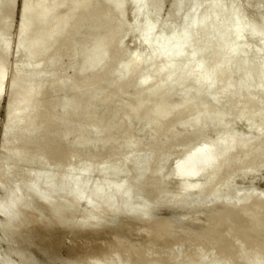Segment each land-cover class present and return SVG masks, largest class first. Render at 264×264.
Instances as JSON below:
<instances>
[{
    "label": "bare ground",
    "instance_id": "6f19581e",
    "mask_svg": "<svg viewBox=\"0 0 264 264\" xmlns=\"http://www.w3.org/2000/svg\"><path fill=\"white\" fill-rule=\"evenodd\" d=\"M14 1L0 0V99L7 87L6 62L11 47L8 37L11 28L7 25L13 15ZM164 6L162 0H24L17 38L19 48L16 49L28 65L15 69L11 87L18 96L12 99L5 124V140L0 147V192L4 191L6 196L5 200L0 199V221L8 240L17 238L24 229L29 232L46 227L64 230L73 225L79 233L75 240L85 235L102 241L120 238L119 242L128 237L144 238V246L134 244L135 248L122 249V253L118 248L114 252L99 250L100 254L91 253L92 257L96 253L98 258L103 256V260L116 258L117 264H126L128 260H133L132 264H264V195H258L254 187L235 189L233 179H224L211 187L207 185L212 188L211 193L194 202L196 206L204 205L207 200L211 202L209 214L198 232H185L183 227L186 225L179 226L184 230L178 229L179 232L170 218L152 223L156 208L187 207L193 191L200 193L207 188L197 184L193 190L190 185L188 187L189 182L200 176L206 177L219 159L237 147L235 143L225 144L230 136L228 133L213 143L206 140L211 133L221 132L222 129L218 130L225 125V119L235 107H239L235 118L246 126L238 134L240 140L248 133L252 135L253 119L264 120V0H170L165 21L160 18ZM78 10L81 13L74 16ZM128 10L132 11L131 30L140 28L135 44L137 48L143 47V52L137 49L132 58L130 56V62L78 80L76 75L80 67L82 73L94 70L119 45L126 29L124 18L129 12L124 14ZM171 19L175 22L172 21L173 25L169 24L171 27L168 28L165 23ZM60 31L62 34L58 33ZM250 39L257 45L252 46ZM38 55H47L41 70L43 59L31 64ZM63 59H68V64ZM68 68L72 72L70 79L68 74L67 78H64L65 74L58 75L66 69L68 72ZM47 75L52 78L58 75L62 80H57L60 83L57 87L72 97L64 96L62 91L65 98L62 97L60 104L48 97L44 105L43 102L40 104L42 98L39 96L46 93L45 84H50ZM156 80L157 83L151 85ZM57 82L55 80V84ZM103 85H110L109 92L103 93L107 90L106 86L101 90ZM174 95L181 100L170 102ZM40 105H43L41 112ZM59 105L62 115H59ZM24 112L26 114L22 116ZM173 115L177 116L175 122L163 124ZM140 117L142 129L153 125L151 128L155 130L152 135L147 134L145 142L143 138H133L139 129L135 130L132 125L138 127L140 123L133 122L134 119L139 121ZM147 136L145 134V138ZM255 138L259 140L260 136ZM236 142L240 144V141ZM178 145L185 148H181L183 151L178 149L180 152L175 154L176 157L173 153V157L184 160L177 166V171L175 167L176 174L172 178L168 175V163L172 158L170 148H178ZM218 145L221 150L217 157L199 161L202 155L216 150ZM253 153H260V150ZM18 162L23 163L20 168L15 167ZM258 162L262 163L260 155ZM33 163H39L45 169L40 172L37 168H23ZM151 163L155 166L150 175ZM98 164L102 165L105 175L108 170L117 172L119 182L107 185L98 179L96 183L89 181L88 175ZM214 168L211 170L213 176L216 175ZM130 169L136 170L133 176ZM240 169L244 176L257 172V167L252 169L256 172L249 167ZM12 171L21 175L30 172L28 177L25 174V181L16 182L8 190L5 184ZM32 171L34 175H31ZM128 179L131 185L125 187ZM172 180L181 187L177 191L180 196L173 193L178 196L170 198L167 195L172 191L169 187ZM92 183L95 186L91 192L88 187L92 188ZM152 194L156 200L151 199ZM122 197L127 199L120 209L116 203L117 198ZM82 201H87L92 209L79 222H74ZM107 202L114 210L110 212L106 207L109 212L106 209L100 211L101 205L105 206ZM116 215L121 216L120 224L114 219ZM17 216L21 222L17 221L18 225L12 227ZM112 219L117 222V228L112 225ZM109 232L116 235L107 237L105 233ZM175 232H182V239L167 241V237ZM136 242L137 245L142 243ZM92 245L85 241L82 248L76 250L83 252ZM183 246L187 249L183 250ZM118 252L121 253L119 256ZM86 254L84 261L90 253Z\"/></svg>",
    "mask_w": 264,
    "mask_h": 264
},
{
    "label": "rangeland",
    "instance_id": "374dc122",
    "mask_svg": "<svg viewBox=\"0 0 264 264\" xmlns=\"http://www.w3.org/2000/svg\"><path fill=\"white\" fill-rule=\"evenodd\" d=\"M15 3L13 4V15H12V18L10 19V22H8V25L7 26H9V29L11 28V30H9V35H8V37H10L9 39L11 40H9V42H11V44H10V52H9V55H8V58H7V62H6V71H7V82H6V88H5V93L3 94V96L1 97V99H0V147L2 146V144L1 143H3L4 142V140H5V124H6V121H7V118H8V114L10 113L9 111H10V108H11V104H12V102H13V100H15V98L18 96L17 95V91L14 89V87H11V84H12V81H13V75H14V72H15V69L16 68H27V65H28V62H27V60H26V58L22 55V54H18V49H16V48H19V40L17 39V38H19L18 36H19V29H20V26H21V22H22V12H20V11H22L23 10V5H24V0H15L14 1ZM162 2H164L165 3V6H164V11H163V15L160 17L162 20H164L165 18H164V14H165V12L167 11V8H169V4H170V0H162ZM22 7V8H21ZM77 12H79L78 13V15L81 13V10L79 11H76L75 12V14H74V16L76 15V13ZM128 12H129V14H128ZM263 12H264V8H263ZM126 14H128L127 16H125V23H126V29H125V31L124 32H122V35H121V39H120V42H119V45L116 47V48H114L113 49V52H111L110 53V55L106 58V60L105 61H103V60H101V62L95 67V69L94 70H92V71H88V72H83L82 73V68L80 67L78 70L79 71H77L78 73H77V75H76V78H78V80L80 79V78H84L85 80L88 78V77H91V76H93V75H95V74H97L98 72H101V71H103V70H105L106 68H109V67H111V66H118L119 64H122V62L124 63V62H127V61H129L130 62V60H132L131 58H132V56H133V54L135 53V52H137V49H138V52L139 51H141V52H143L142 50H143V47H138L137 48V46H136V41H137V39H138V36H139V34H140V28L137 30H131V28H130V23H131V17H132V11L131 10H128L124 15H126ZM264 14V13H263ZM131 16V17H130ZM77 17V16H76ZM124 17V16H123ZM163 17V18H162ZM166 20V19H165ZM164 20V21H165ZM172 21H174V20H167L166 21V23L165 24H167L168 26V28H170L173 24L171 23ZM175 22V21H174ZM173 22V23H174ZM169 24H171V26H169ZM6 26V27H7ZM59 34H62V31H60V32H58ZM263 41H264V39H263ZM64 42V41H63ZM62 42V43H63ZM59 42H57V43H55V46H54V48L53 49H55L56 48V44H58ZM262 43H264V42H262ZM250 44L252 45V46H256L257 45V43H256V41H254V40H251L250 39ZM18 47H17V46ZM62 45H64V43L62 44ZM61 45V46H62ZM68 45H66V47H67ZM64 48H65V46H64ZM120 48V49H119ZM53 49H52V51H53ZM66 49V48H65ZM135 49H136V51H135ZM120 52V53H119ZM129 54V55H128ZM130 56H131V58H130ZM44 57V58H43ZM47 57V55H38L37 57L35 56V58H33L32 60H31V64H35V63H37V62H39V61H41V59H43V62H42V64H41V67H40V70L42 69V68H44L45 67V62H44V60H45V58ZM121 59V60H120ZM123 59V60H122ZM64 61L63 62H65V64H68V62L66 63V61H68V59H63ZM121 61V62H120ZM33 62V63H32ZM144 63H141V65H143ZM8 65V66H7ZM16 65V66H15ZM8 67V68H7ZM81 69V70H80ZM67 70V69H66ZM60 71L59 72V76H60V74L61 75H64L65 77L64 78H67L66 76H67V74H68V79H70L71 78V75H72V72H71V70L68 68V72L67 71ZM80 72L82 73V74H80ZM87 73V74H86ZM27 74V73H26ZM25 74V75H26ZM139 74V71H138V73H136V75H134V77H137V75ZM58 75H56V76H54L55 77V80H56V82H57V80L59 81L60 79H59V77H58ZM69 75H70V77H69ZM81 76V77H79V76ZM47 77L49 78V79H47V81L48 80H50L49 81V83L50 84H48V83H46L45 84V86L44 87H46L47 89L45 90V88H44V90H45V92L46 93H44L43 92V94H42V96H44V97H42V96H39L40 98L39 99H41L42 98V100H40L41 102H40V104L43 102V105L46 103V101L49 99V100H52V101H54V100H58V102H56V101H54L55 103H58V104H60V102L62 101V99L63 98H65V97H63L62 96V91L64 92V90L63 89H59V88H61V87H57L59 84H58V82L55 84V80L52 78V77H50L49 75H47ZM87 77V78H86ZM56 78H58V79H56ZM61 78V77H60ZM63 78V77H62ZM75 78V79H76ZM53 79V80H52ZM135 79V78H134ZM62 80V79H61ZM60 80V81H61ZM77 80V79H76ZM82 80V79H81ZM54 81V82H53ZM59 81V82H60ZM51 82H53L54 84H52L51 85ZM157 83V80L156 81H154L153 82V84H151V85H154V84H156ZM223 84V83H222ZM51 85V86H50ZM52 86H54L55 88H53ZM106 86V85H105ZM104 85L102 86V88L101 87H99V88H101V90L103 91V90H105L104 89V87H105ZM50 87V88H49ZM107 87V88H106ZM105 88L107 89V90H105L103 93H107V92H109V90H110V85H107ZM98 88V89H99ZM54 89H56L55 91H52V90H54ZM43 90V91H44ZM49 90V91H48ZM60 90V91H59ZM101 90L99 91L98 90V92H101ZM47 92H48V94H47ZM52 93V95H51V93ZM54 92H56L55 94H54ZM50 93V94H49ZM129 93H130V91H129ZM66 94H67V97L69 96V98L70 97H72V95L70 94V93H65L64 92V96H66ZM61 96V97H60ZM13 97V98H12ZM48 97V99L46 100L45 98H47ZM63 97V98H62ZM44 98V99H43ZM52 98V99H51ZM13 99V100H12ZM179 100H181V98H179V96H176V95H174V96H172V99L170 100V102H173V103H177V102H179ZM172 103V104H173ZM25 104H26V102H24L23 104H22V111H23V109H25ZM43 105H42V107H41V105H40V112H41V108H43ZM111 106H113V104H111ZM239 109V107H235L233 110H232V113L230 114V115H228V117L225 119V121H224V126L221 128L220 127V129L218 130V131H220L221 129V132H218V133H211V137H207V141H211L212 143L214 142V141H218V138H221V137H223L224 135H226L227 133L230 135V136H228L227 138H226V142H225V144H228V145H231L232 143L234 144H238L239 146H240V148H239V146L237 145V147H238V150H237V147L236 148H234V149H232V150H230V152H228L227 154H228V157H227V154L224 156V158L223 159H219L218 160V163H220V165H219V167H218V163L213 167L214 168V170H213V172L214 173H216V177L215 176H213L214 174L211 172V170L213 169V168H211L207 173H206V177H205V175L204 176H202V178H201V176L200 177H197V180H192L193 181V183L191 184V182L192 181H190L189 182V184H188V187H189V185H190V188L191 189H193V187L196 189V187L198 186H200V185H202V186H204V187H207V188H204L203 190H201V192L200 193H196V191H193V193H192V195L191 196H189V202H188V205H187V207H185V208H177L176 209V207H169V206H162V207H159V208H156V210H155V212H154V215H153V217H152V219H153V221H152V223L153 224H155V223H157V222H161V221H163V220H169V218L171 219L170 221H174V226L177 228V230L179 229H181L183 226H185L186 225V228L185 227H183V229L185 230V232L187 231V232H189V233H196V231L198 232L199 230H200V226H202L203 227V221H204V219L208 216V214H209V212L208 211H210V207H211V202H210V200H207L206 201V203L203 205H198V206H196L195 205V201H197L199 198H203V197H207L210 193H211V190L210 189H212V188H208V186H212V185H214V184H216L217 182H219V183H217V185L218 184H220V182H222V180H224V179H229L230 181L232 180L233 182H232V184H233V187L235 188V189H238V190H246V189H249V188H253L254 187V189H255V192L258 194V195H264L263 193H261V192H263L264 191V131H263V127H264V120H259L257 117L255 118V119H253L252 120V123H251V126H253V128H254V131H252L253 133H252V135H249V133L247 134V137L245 136V137H243L242 136V138H244V139H242V140H240V139H238L239 138V136H238V134H241L240 132H242V131H244L245 129H246V126H245V124L240 120V119H236L235 118V114L236 113H238V110ZM58 111H59V115H62V111H61V109H60V105H59V108H58ZM25 112L22 114V116L24 115L25 116ZM230 116V117H229ZM177 116H169V118L167 117V119L163 122V124H165V125H167V124H171V123H173V122H175V120L177 119L176 118ZM233 118H234V120H233ZM142 118L140 117L139 118V121H136L137 119H134L133 121V123L134 124H137V123H140V124H138V127H136V126H133L132 125V128L134 127L135 128V130H137V129H139V131L137 132V134H134V132H135V130H133V136H135V137H133V138H136V140H140L141 138H143L142 140L144 141H146L147 139H148V136H150V135H152L154 132H155V130H153V127L151 128V126H153V125H151L148 129L147 128H145V129H147V130H145L144 128V132H143V129H142V124H143V119L141 120ZM228 119V120H227ZM237 120H238V122H237ZM256 120H257V122H256ZM255 121V122H254ZM136 122V123H135ZM239 122H241V123H239ZM254 122V123H253ZM262 122V123H261ZM257 123V124H256ZM261 123V124H260ZM258 124L259 125H261V127L260 126H258ZM142 125V126H141ZM139 127H141V128H139ZM154 127H155V125H154ZM260 127V129H262L261 131H260V129H258ZM150 128L152 129V130H150ZM232 128V129H231ZM140 129H142V130H140ZM155 129V128H154ZM226 129H228V130H226ZM151 131V132H149V131ZM224 130V131H223ZM139 132H140V135H139ZM230 132V133H229ZM148 133H150V134H148ZM145 134H146V136H147V134H148V136H147V138H145ZM215 136H214V135ZM237 134V137L235 136ZM138 135V136H137ZM144 135V136H143ZM222 135V136H221ZM248 135H249V137H248ZM260 136V138H259V140L257 139V138H255V136ZM261 136H263V137H261ZM70 138V137H69ZM138 138V139H137ZM209 138V139H208ZM214 139V140H213ZM255 140V143H251L250 142V140L252 141V140ZM141 140V141H142ZM206 140H204V142L206 141ZM233 140H235V141H233ZM236 140L239 142L240 141V144L239 143H237L236 142ZM253 140V141H254ZM256 140H258L259 142H257ZM144 141V142H145ZM207 141H206V143H207ZM230 141V142H229ZM233 141V142H232ZM249 141V143L253 146V144L255 145L256 144V146H253V147H250L251 145H249V146H245V145H248L247 144V142ZM252 141V142H253ZM229 142V143H228ZM244 143V144H243ZM257 143H258V145H257ZM241 144H243L244 146L242 147V145ZM185 148L184 146H180V148H179V145H178V148H174L173 149V147H171L170 148V151L172 152L171 154H172V158L170 159V162L168 163V175H171L172 176V178H173V176L175 177V174H176V172L174 173V171H175V167H176V171H177V169H178V167L183 163V160H181V159H176L175 157L177 156V154H178V151L180 150V151H183V149H181V148ZM217 147V148H216ZM248 147H250V148H248ZM247 148H248V150H250V151H247ZM254 148H256L255 150H254ZM257 148H259V150H260V153L262 154V157H261V154L260 153H253L252 154V152H255L256 150H257V152H259V150L257 149ZM173 149V150H172ZM179 149V150H178ZM215 149L216 150H212L211 152H208L207 153V155H202L200 158H199V161H203V160H205V159H207V158H213V157H217V155L219 154V151L221 150V147L218 145V146H215ZM241 149V150H240ZM246 149V150H245ZM253 151H252V150ZM177 150V151H176ZM234 150H236L237 152H235ZM246 152H245V151ZM179 151V152H180ZM242 151V152H241ZM175 152H177V153H175ZM2 153V151H1V148H0V156L2 155L1 154ZM173 153H174V156H175V154H176V156L175 157H173ZM247 153H248V155H247ZM249 153L251 154V157H254V156H256V158H251L250 157V155H249ZM233 156H232V155ZM242 154H245V155H242ZM258 154V155H257ZM230 155V156H229ZM254 155V156H253ZM259 155H260V161H262V163H259L258 161H259ZM247 156H249V158H251V159H248V157ZM244 157V158H243ZM222 158V157H221ZM226 158H228V159H226ZM225 159V160H224ZM230 159V160H229ZM245 159V160H244ZM247 159V160H246ZM181 160V161H180ZM256 160V161H255ZM224 161V162H223ZM239 162V163H237V162ZM245 161H246V163H245ZM243 162V163H242ZM253 162V163H252ZM222 163V164H221ZM228 163V164H227ZM245 163V164H244ZM254 163H255V165H254ZM242 164V165H241ZM244 164V165H243ZM250 166H249V165ZM16 165H18L17 166V168L19 167L20 168V166H22L23 165V163H21V162H18L17 164H15V167H16ZM26 165V164H25ZM176 165V166H175ZM227 165V166H226ZM239 165V166H238ZM102 165H100V164H98V165H95L94 166V168H93V170H92V173L91 174H89L88 176H90L89 177V181L91 180V181H93V182H99V181H102V183L104 182L105 184L107 183V185H108V183L110 184V182L112 183V184H110V185H115V183H116V181H117V183L119 182V174L117 173V172H114V171H111L110 170V172H106L107 174L105 175L104 174V172H102V167H101ZM154 166H155V164L154 163H151V167L149 168V172H150V175L154 172ZM178 166V167H177ZM222 166V167H221ZM243 166V167H242ZM245 166V167H244ZM251 169V171L252 172H254L252 169L253 168H256L257 167V172L256 173H251L250 175H248V176H244V174L243 173H241V171H242V169H240V168H248V167ZM25 167V169H27L26 167H28V169H30V167H32L33 169H36L37 168V171H42L43 169H45V167L43 166V165H40L39 163H33V164H31V165H27V166H23V168ZM101 167V168H100ZM172 167V168H171ZM239 167V168H238ZM31 168V169H32ZM217 168H218V170H217ZM259 168H261L260 170H259ZM216 169V170H215ZM135 170V169H134ZM134 170H132V169H130V175L131 176H133V174H134V172L136 173V170L134 171ZM153 170V171H152ZM221 170V171H220ZM15 171H18V170H15ZM172 171V172H171ZM25 172V171H24ZM23 172V173H24ZM30 171H28V172H25L24 173V175H21V174H19V173H15V172H13L12 171V175L9 177V180L6 182V184H5V186H6V188L8 189V190H10L11 188H12V186L16 183V182H23V181H25L26 179H27V177H28V175L29 174H27V173H29ZM33 173H31V175H34V171H32ZM112 172V173H111ZM114 172V173H113ZM169 172H171L172 174H169ZM220 172V173H219ZM15 173V174H14ZM22 173V174H23ZM103 175H102V174ZM118 174V179H117V175L116 174ZM257 173H260V174H257ZM19 174V175H18ZM25 174L27 175V177H25ZM100 174V175H99ZM114 176H113V175ZM209 174V175H208ZM213 174V175H212ZM219 174V175H218ZM102 175V176H101ZM105 175V176H104ZM212 177H211V176ZM229 175L232 177H229ZM222 176V177H221ZM235 176V177H234ZM13 177H14V180H13ZM214 177L216 178V180L214 179ZM221 177V178H220ZM195 178V177H194ZM194 178H191V179H194ZM231 178V179H230ZM13 180V182H12V180ZM99 181H98V180ZM102 179V180H101ZM196 179V178H195ZM208 179V180H207ZM218 179V180H217ZM220 179V180H219ZM104 180V181H103ZM129 181H127L128 183H126L125 184V187H128V186H130L131 185V180L130 179H128ZM12 182V183H11ZM95 182V183H96ZM214 182V183H213ZM69 181L67 182V185H69ZM95 183H92V188L91 187H88L89 188V190L92 192V190L91 189H93L94 188V186H95ZM114 183V184H113ZM172 183V184H171ZM91 184V182H89V185ZM171 184V185H170ZM170 184H169V187H170V189L172 190L167 196L168 197H174V196H180V194L179 193H177V191L180 189V184L177 182V181H174V180H172L171 182H170ZM198 184V185H197ZM197 185V186H196ZM208 185V186H207ZM196 186V187H195ZM210 186V187H211ZM206 189V190H205ZM194 190V189H193ZM257 190V191H256ZM90 191H89V193H90ZM173 193H175V194H178V195H175V194H173ZM170 194H172V195H170ZM150 197H151V199L152 200H156V196L155 195H150ZM5 198H6V196H5V193H4V191L3 192H0V199H3V200H5ZM126 197H122V198H117V203H116V206H119V208L120 209H122L124 206L123 205H125L124 203H122L123 201L126 203ZM121 204H122V206H121ZM106 205H108V206H106ZM115 206V207H116ZM99 207V206H98ZM103 207V209H99L100 211H102V210H105L106 209V207L110 210V212L112 211V210H114V208H112V205L109 203V202H107V203H105V206H103V205H101V207L100 208H102ZM37 209H39V207L37 206L36 207ZM92 208H91V206L87 203V201H82L80 204H79V207H78V212L76 213V217H75V221L74 222H79L80 221V219H82L83 218V216L85 217V215H87L89 212H90V210H91ZM108 209H106L108 212H109V210ZM105 210V211H106ZM36 212L38 211V210H35ZM208 212V213H207ZM115 214H117V213H115ZM19 215H21V214H19ZM18 215V216H19ZM18 216L14 219V222H13V224H12V227H14V226H17L18 225V223H20L21 221H20V219L22 218L23 219V216L21 215V218L19 217L18 218ZM113 216V215H112ZM117 216V215H116ZM194 216V217H193ZM205 216V217H204ZM118 217V218H117ZM116 218L114 217V219L115 220H118L117 222H119L118 224H120V222L122 221V220H120L121 219V216H117ZM158 218V219H157ZM160 218V219H159ZM114 219H112V222L114 221ZM154 219H156V220H154ZM195 219V220H194ZM198 219V220H197ZM202 221H201V220ZM2 221V220H1ZM0 221V222H1ZM17 221H19L18 223H17ZM117 222L115 221V222H113L112 223V225H115V223L117 224ZM17 224V225H16ZM74 224V223H73ZM117 224V225H118ZM14 225V226H13ZM75 225V224H74ZM117 225H115L116 226V228L118 227ZM177 225V226H176ZM99 225H96V227H98ZM120 226V225H119ZM181 228H180V227ZM2 227V222L0 223V228ZM95 227V226H94ZM114 227V226H113ZM99 228V227H98ZM190 228V230H192V231H190V230H188ZM94 229H97V228H94ZM183 229H181L182 231H184ZM178 230V231H179ZM2 231H4V233L2 232ZM92 231V230H91ZM7 231L6 230H4L3 229V227H2V229H0V264H91V263H94V264H117V262H116V258H115V260H109L108 258H104V260L102 259L103 258V256L102 257H99L98 258V255L100 254L99 253V250H104V251H106V252H110V251H113L115 248H118L119 250H120V252L122 251V249L123 250H127V249H129V248H135V245L136 246H139V247H141V246H144V238H138V237H128L127 239H123L122 238V240L124 241H120L119 242V240H121L120 238H110L109 240L107 239L106 241L105 240H99V239H97L98 237H93V236H90L89 237V235H85V237L84 236H82V238H79L78 240L76 239L75 240V238H77L78 237V235H79V233L76 231V229H75V227L73 226V225H71L69 228H67V229H64V230H56V229H54V228H49V227H46V228H41V229H38V230H34L33 232H29L28 230H26V229H24V230H22L21 231V234L17 237V238H15V239H13L14 237H12L11 239H12V241H10V240H8V238L6 237V235H5V233H6ZM87 232H89V231H87ZM180 232V231H179ZM108 234V235H107ZM105 235L107 236V237H113V235L115 236L116 234H114L113 232H109V233H105ZM176 235V236H175ZM182 236L183 237V233L181 232V233H178L177 232V234H176V232L175 233H173V234H171V235H169V237H167V241L169 240V241H171V242H176V241H180L181 239H182V237L180 238V237ZM9 237H11V236H9ZM86 238H87V240H86ZM92 238V239H91ZM90 239V240H89ZM130 239V240H129ZM174 239V240H173ZM139 241V242H142V243H138V245H137V242L135 243V241ZM156 240V243H158L157 241V239H155ZM76 241V242H75ZM85 241H87L88 242V244L89 243H91V245H92V243L94 244V245H92V247L93 246H97V248H95V247H93L94 249H92V247L90 246V248L88 249V248H85V250H83V252H81L80 251V249L82 248L81 246L85 243ZM127 243H126V242ZM132 241H134V242H132ZM77 243V246L79 245V244H81L79 247H77L76 246V244L75 243ZM122 242H123V244L125 243L127 246H129V247H127L126 245V247L125 246H123L122 245ZM129 242V243H128ZM131 242H132V244H131ZM103 243V244H102ZM129 244H131V246L129 245ZM135 244V245H134ZM73 245V246H72ZM133 245V246H132ZM141 245V246H140ZM76 246V247H75ZM184 246H186V245H184ZM183 246V250L184 249H187L186 247H184ZM73 248L75 249V253L73 252ZM76 248H80L79 249V251H78V249L76 250ZM72 250V251H71ZM98 250V251H97ZM97 252V253H99V254H97L96 253V255H94L95 257H92V255L93 254H95L94 252ZM115 251V250H114ZM113 251V252H114ZM77 252V253H76ZM87 252V254L88 253H90V254H88V256H89V258L93 261H89L90 259L88 258V256H85V259L87 260H83V258H84V255H85V253ZM93 252V254L91 255V253ZM120 252H118L119 254H117V256H119L121 253ZM86 254V255H87ZM91 255V256H90ZM100 258H101V260H103V261H98V260H100ZM94 259V260H93ZM98 259V260H97ZM107 260V261H106ZM109 260V261H108ZM131 260V259H130ZM98 261V263H96ZM102 262H105V263H102ZM133 263V260H131V262L128 260L127 262H126V264H132Z\"/></svg>",
    "mask_w": 264,
    "mask_h": 264
}]
</instances>
